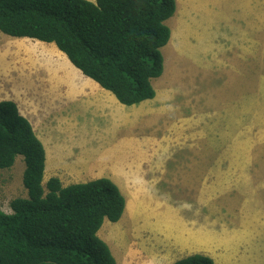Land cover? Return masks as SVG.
<instances>
[{
    "label": "rangeland",
    "instance_id": "obj_1",
    "mask_svg": "<svg viewBox=\"0 0 264 264\" xmlns=\"http://www.w3.org/2000/svg\"><path fill=\"white\" fill-rule=\"evenodd\" d=\"M179 20L166 23L174 36L151 82L159 112L150 132L141 123L106 132L77 117L76 104L90 115L135 107L119 105L51 43L31 40L50 48L32 58L26 41L0 33V97L12 95L22 115L36 110L56 120L61 144L75 145L81 157L70 168L68 157L57 168L50 153L47 170L63 187L134 177L119 183L127 202L121 220L99 234L118 264H173L192 254L214 264H264V0H183L171 22ZM6 73L11 84L1 80ZM107 94L116 103L105 105ZM23 171L21 156L0 169L3 213L26 198ZM50 178L57 177L43 185Z\"/></svg>",
    "mask_w": 264,
    "mask_h": 264
},
{
    "label": "trees",
    "instance_id": "obj_2",
    "mask_svg": "<svg viewBox=\"0 0 264 264\" xmlns=\"http://www.w3.org/2000/svg\"><path fill=\"white\" fill-rule=\"evenodd\" d=\"M175 0H0V32L51 43L86 78L123 106L155 98L161 49L170 40L165 24ZM24 163L26 198L0 210V264H116L98 231L116 223L125 199L106 178L63 187L43 185L45 152L30 122L12 101L0 102V169ZM173 264H214L192 254Z\"/></svg>",
    "mask_w": 264,
    "mask_h": 264
},
{
    "label": "crops",
    "instance_id": "obj_3",
    "mask_svg": "<svg viewBox=\"0 0 264 264\" xmlns=\"http://www.w3.org/2000/svg\"><path fill=\"white\" fill-rule=\"evenodd\" d=\"M87 1L92 2V3L95 2V0H87ZM175 3H176V6L178 8L180 6V4L183 3V0H175ZM172 17H171V20H172ZM171 20L170 21H169V19L166 20L165 24L168 23V21H169V23H171V25L174 24L175 26H177V23L178 22L180 23V21H181V20H179L176 23H172ZM171 31H172V28H171ZM171 34L172 33L170 32V35ZM21 40L26 41V44H25L23 50L26 51L29 55H31L32 58L33 57H38L39 58L41 56V54L45 53V50H49L50 49L47 46H43L41 44L32 42V41H37V40H34V39L22 38ZM40 43H43V42H40ZM47 44H49V43H47ZM16 45L22 46L23 44L21 42H19ZM52 49H53V54L57 53L61 58L64 59V62L67 63L65 58H64L65 55L63 53H61L58 50L61 53L60 54L59 52L54 50L55 48H52ZM62 55H64V56H62ZM52 57L53 58L55 57L56 59L58 58L56 56H52ZM31 63L32 64H36V65H33L35 68H36V66H38V62L37 61H36V63H34V62H31ZM70 66H71V64H70ZM72 67H74V66H72ZM30 69H33V71H34V68L32 66H30ZM72 76L76 78L77 74L73 73ZM1 80L7 81L10 84L12 82L11 79H7V73L1 77ZM98 91L103 93V91H101V90H98ZM11 92H12V88H10V93ZM68 92H69V90H66V91H64V94H66ZM107 96L108 97L102 99L105 105H106L107 102H111V101L116 103L109 94H107ZM5 97H0L1 98L0 101H11V100H14L12 95L11 96H7V94H6ZM76 98L80 99L82 97L77 96ZM156 99H157V94L155 95V98L152 99V100H146V101H144V102H142V103H140L138 105L131 106L130 108L135 107L133 111L126 110V109H123L121 106H118L117 110H114V111L111 112L109 109H107V107H105V109L99 110V112L94 114V115L88 114L85 111V109L83 108L82 105L76 104L78 107H76L73 110V113L77 117H80V119L83 122H85V123H87V124H89L91 126H105L104 130L106 132H115V131H117V129L119 127L122 126V124H124L125 126L134 127L136 125H139L140 123L141 124H146L148 126L146 128V131H148V129H149L148 132H150V129L155 126L154 122L151 121L150 117L153 114H155L156 112H159V108L156 107V104H157V100ZM26 104H28V103H26ZM119 105H121V104L119 103ZM25 108L26 107H24L23 110H25ZM143 112H144V114H142ZM23 115H24V117L26 116V117L32 118L31 126H32V129H33V132H34V134L36 135V137L39 139V141L42 143V145L44 147V152H45V170H44V176H43L44 178H43V180L45 179L46 176L47 177H51V175H52V177L59 178V181L61 183H63L62 178L58 175L57 172L50 173L47 170L48 161H49V158H50V153L52 152L57 157V159L55 160V163H54L57 168L60 167V165H62V164L65 165L64 162L65 161L67 162L66 157H68L70 159V161L65 166H67L66 168H70L71 165L73 166V161L75 159L78 160V158L81 157L80 153L82 151L79 149L80 153H79V151H78V153L80 155H76V154L72 153L73 149L76 148L73 143L67 142L65 144H61V141L58 138V135H59V124H58V122L56 120L51 119L48 115H45V116L37 115L36 114V110L26 111L25 114H23ZM65 151H70V152L65 153ZM152 164L153 163H150V164H147V165H152ZM153 165H155V164H153ZM47 172H48V175H50V176L47 175ZM106 177H107L106 179H109L114 184H116L117 187L119 188V190H120V185H119L120 182L134 181V177L133 178L125 177L123 180L119 179L116 176L113 177L112 175L111 176H106ZM97 178H99V177H96V179ZM126 207H127V202L125 200V208ZM125 210L126 209H124V212H125ZM124 212H123V214H124ZM121 218H120V220H121ZM116 223H113V224H116ZM113 224H110L109 222H107V220H105L103 222L100 230L98 231V236L101 233V230L103 229V227H109V225H113ZM103 238L108 244H110V242L106 238V235H104ZM108 246L111 247V245H108ZM109 250H110V248H109ZM116 264H118L117 261H116Z\"/></svg>",
    "mask_w": 264,
    "mask_h": 264
},
{
    "label": "bare ground",
    "instance_id": "obj_4",
    "mask_svg": "<svg viewBox=\"0 0 264 264\" xmlns=\"http://www.w3.org/2000/svg\"><path fill=\"white\" fill-rule=\"evenodd\" d=\"M172 29H173V27H172ZM174 31V30H173ZM172 34H173V32H172ZM173 36H174V34H173ZM179 36V35H178ZM179 40V39H178Z\"/></svg>",
    "mask_w": 264,
    "mask_h": 264
}]
</instances>
